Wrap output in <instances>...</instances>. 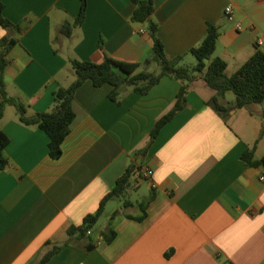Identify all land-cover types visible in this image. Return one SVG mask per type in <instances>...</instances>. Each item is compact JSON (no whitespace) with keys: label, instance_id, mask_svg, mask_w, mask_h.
<instances>
[{"label":"crops","instance_id":"obj_1","mask_svg":"<svg viewBox=\"0 0 264 264\" xmlns=\"http://www.w3.org/2000/svg\"><path fill=\"white\" fill-rule=\"evenodd\" d=\"M153 1L170 59L183 56L184 63L215 25L221 36L214 58L224 59L232 76L264 37V0ZM2 2L5 17L22 29L0 27V40L18 41L7 56V91L27 105L28 116L51 112L54 92L76 80L71 60L141 63L153 52L147 26L133 21V0H88L85 22L71 37L61 29L78 17L81 0ZM181 86L163 77L147 94L124 89L118 104L109 97L113 86L86 81L75 94L83 116L58 160L49 156L47 133L8 106L1 122L10 163L0 172V264H39L54 244L68 241L72 226L96 213L132 166L124 198L111 199L90 234L72 237L46 264H264V165L251 168L242 159L255 146L256 158L264 157V103L223 118L208 104L216 92L199 79L185 109L139 155ZM226 95L222 103H232Z\"/></svg>","mask_w":264,"mask_h":264},{"label":"trees","instance_id":"obj_2","mask_svg":"<svg viewBox=\"0 0 264 264\" xmlns=\"http://www.w3.org/2000/svg\"><path fill=\"white\" fill-rule=\"evenodd\" d=\"M133 1L136 5L133 21L147 26V31L154 44L152 54L141 63L124 62L110 56H106L101 63L78 59L71 60V67L76 80L69 87H61L54 92V106L51 112L28 116L27 105L18 98L9 95L5 81V73L10 64L7 56L18 41L10 36L0 40V172L5 170L10 163L6 154L10 140L1 128L6 108L13 106L22 123L27 126H36L45 131L50 138L49 156L53 160H58L63 155V144L67 136L83 116V111L76 103L75 94L88 80L92 81L98 88L107 84L113 86V91L109 97L118 104L121 103V92L126 88H132L138 93L147 94L163 77H170L181 83L182 86L175 107L157 122L151 132L149 143L139 151V155H146L162 129L185 109L192 85L199 79H202L209 88L216 92L208 104L223 118H228L236 110L264 103V52L258 49L237 73L229 76L227 74L228 63L222 58H214L217 43L221 36L220 29L215 25H209L204 40L190 51L197 59V65L195 67L186 66L183 64V56L174 59L167 56L165 45L159 37L160 26L153 19L155 13L154 1ZM4 11L5 4L0 0V27L14 30L17 34L20 33L21 27L8 20L4 15ZM87 12L88 0H81L78 17L73 22L65 23L61 29V34L65 37H71L74 30L84 24ZM231 91L236 95L235 102L223 104L222 98ZM242 159L251 168L264 165V157L262 159L256 158V146L246 150ZM135 171V166L130 167L119 179L117 187L103 199L96 213L87 216L81 226H72L68 230V241L63 245H53L49 242L47 245L53 246L39 264L48 263L62 246L69 243L72 237L86 238L100 221L107 203L114 197L124 198ZM117 215L118 212L113 215V218ZM114 237L115 233L112 231L107 241H112Z\"/></svg>","mask_w":264,"mask_h":264},{"label":"rangeland","instance_id":"obj_3","mask_svg":"<svg viewBox=\"0 0 264 264\" xmlns=\"http://www.w3.org/2000/svg\"><path fill=\"white\" fill-rule=\"evenodd\" d=\"M183 64L186 65V66H189V67H195V66L197 65V59H196L193 55H190V56L188 57V59H187ZM210 90H211V89H210ZM212 92H214V91L212 90ZM226 98H227L228 101H233L232 103H234L235 100H236V95H235V93H234L233 91H231V92H228V93H227ZM9 108H11L12 112H15V111H16V109H15L13 106H9ZM138 198H139V196H138ZM117 200H119V199H117ZM114 202H118V203H116V204H118V205L120 204L119 201H114ZM110 210H111V207H109L108 211H110ZM107 216H108V215H105V216L102 218L101 223H102L104 220L107 219ZM101 223H100V224H101Z\"/></svg>","mask_w":264,"mask_h":264},{"label":"built area","instance_id":"obj_4","mask_svg":"<svg viewBox=\"0 0 264 264\" xmlns=\"http://www.w3.org/2000/svg\"><path fill=\"white\" fill-rule=\"evenodd\" d=\"M226 14H227V16L229 17V19H233V15H234V8L232 7V6H228L227 8H226ZM237 28L239 29V30H242L243 29V26L241 25V24H238V26H237ZM257 47H258V49L259 50H261L262 52H264V37H261V38H259L258 40H257ZM153 175V172L152 171H150V170H147L146 172H145V176L146 177H151ZM89 234H90V232H89Z\"/></svg>","mask_w":264,"mask_h":264}]
</instances>
